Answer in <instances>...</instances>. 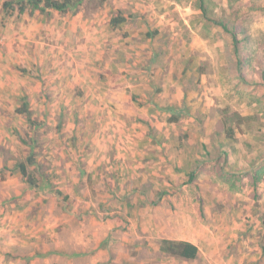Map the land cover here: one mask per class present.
Segmentation results:
<instances>
[{"label":"crops","instance_id":"0c3cea01","mask_svg":"<svg viewBox=\"0 0 264 264\" xmlns=\"http://www.w3.org/2000/svg\"><path fill=\"white\" fill-rule=\"evenodd\" d=\"M143 2L114 0L111 5V19L120 14L124 21L111 24V76L97 85L77 73L81 58H65L64 54L52 58L56 45L45 49L49 58H21L17 47L7 46L11 39L6 33L7 45L0 51V144L10 143L5 131L18 126L4 112L13 109L16 118L23 116L15 111L21 104L12 108L2 99L15 93L14 87L21 89L18 95H28L31 116L42 113L38 125L56 127L63 133L76 129L74 145L69 142L59 152L61 160L71 158L76 150L74 158L104 161L101 166H97L99 161L93 162L95 170L83 176V168H70L72 164L61 161V170L52 169L49 175L63 171L61 185L76 200H66L67 196L48 200L49 207L42 211L39 200L25 198L29 185L14 158L3 163L0 150V264H261L264 260L263 246L256 242L244 246L246 238L253 240L264 231V169L259 171L264 165V143L257 141L259 135L254 134L252 124L221 118L218 111L227 104L223 103L227 101L226 78L221 77L224 71L206 70L202 65L212 61V47L222 45L214 38L210 19L223 18L212 16V7L207 6L211 0H203L206 15L196 5L199 0H149L148 7ZM247 2L243 0L242 8H235V18L255 8L244 4ZM223 6H229V0ZM61 21L51 32L58 31L59 46L64 49L61 43L66 45L67 35L60 31L66 20ZM69 27L74 35L79 34L76 25ZM230 29L237 37L245 30L241 24ZM38 60L43 76L54 78L48 84L49 97L74 94L76 88L86 93L90 88L97 98L111 94L109 132L99 129L108 124L100 119L93 122L92 132H81L76 126L88 123L76 125L68 111L82 116L84 108L70 105L62 97L59 104L37 105L35 92L26 83L37 71ZM225 64L228 70L227 60ZM70 76L75 81L70 82ZM57 84H65L67 92L54 90ZM26 121L25 126H30L28 118ZM50 136L63 138L60 144L71 139ZM17 153L12 150V155ZM254 171L258 180L252 184L229 183L226 178ZM87 179L85 193H78ZM100 185L107 196L102 201L106 215L91 197L82 199L93 194L100 199ZM241 209L246 215L232 213ZM43 235L53 244L48 246L44 238L43 245ZM229 238V244H242H237L239 250L235 248L238 257L221 247L222 240L225 243ZM164 239L196 245L197 257L168 255L161 251ZM71 242L76 247H67Z\"/></svg>","mask_w":264,"mask_h":264},{"label":"rangeland","instance_id":"374dc122","mask_svg":"<svg viewBox=\"0 0 264 264\" xmlns=\"http://www.w3.org/2000/svg\"><path fill=\"white\" fill-rule=\"evenodd\" d=\"M177 1L182 3L187 0ZM224 1L225 0H211V5L209 4L207 6H209V8L212 7V16H215L216 14V16L218 15L223 18L231 28L233 24L234 28H236L237 24H241L245 29L238 35V39L241 41L238 44L240 48L239 57H237V54H235L233 50L232 34L226 32L220 25L212 23L214 27L213 34H215L214 38H217L222 45L220 46L219 44V47L213 46L211 49L213 53L212 61L207 62L206 64L203 63L202 65L206 70L209 68L214 69L215 72H219L222 68L224 71V73L221 74V77L224 79L226 78L225 95L227 101L225 100L223 103L227 104L223 107L222 111H218L221 118L225 120H228L229 118L237 122L243 121V124L246 126L252 124L256 130L254 131V134L259 135L257 141L263 144L264 0H248V2L244 4L252 5L255 8H253L248 15L244 17L236 16V18L234 16L235 8H242L243 0H229V6L227 7L223 6ZM4 2L5 0H0V51L5 45H7L5 39L7 33V38L11 39L7 46L17 47V49H19L17 52L19 53H15L21 58H49L50 53H46L45 49L51 45H56L57 49H52V58H62L63 54V57L65 58H81V70L77 73L79 76L83 77L84 80L87 76L89 79L91 78L92 83L97 85L99 82H102L103 79L105 83V79H107L108 76H111L110 20L111 5L114 3V0H80L79 4L74 5V8L68 9L66 12L54 9H48L41 12L39 9H33L32 5H29L28 9L23 14H19L16 8L13 10H6L4 8ZM214 2L217 4L216 8H219V14L215 12L216 8L213 4ZM139 3H141V1H139ZM148 3L149 0H144L143 2L147 7ZM196 5H198V2ZM153 6L155 7V4ZM130 7L133 6L130 5ZM221 12H223V14H220ZM61 20H66L60 31V33L64 32L67 35L66 45L64 42L61 43V45H64V49L59 46L61 35L58 31L51 32L52 28H55L54 25L61 24ZM70 24L76 25L77 30L79 31L78 35L73 34L74 32H72L69 27ZM16 35L19 37H15ZM60 50H63L61 54L59 52ZM238 58H242L241 71L239 69L240 65H238ZM226 60L228 62V70L226 69L227 65L225 64ZM41 63L38 60V63L35 64L37 65V71L32 74V79H29L26 83V86L30 87L31 91L33 90V92H35V101L37 102V105L42 106L47 102L59 104L61 100L60 98L62 97L64 102H68L73 106H82V108H84L83 113L81 111L83 114L82 116H79L80 114L75 110L72 112L68 111L70 119L76 125L80 123H88L87 125L76 126L81 129V132H92L91 129L94 124L93 122L98 121V119L108 123L104 127L100 126L99 129L101 131L109 132L108 129L111 125L108 121H111V117L109 118L108 116H111V94H108V96H100L99 94V97L97 98L98 94H91L90 88L87 89L88 93H86V90L83 91L81 88H76L74 94L67 93L64 96L56 94L55 96L51 95V97H49L48 84L53 81L54 78L53 75L52 78L50 75L48 77L43 76V72L40 69L42 67ZM49 68L52 67L48 65L47 70H49ZM240 72L243 78L240 77ZM72 76L69 77L70 80L72 79ZM79 76L76 75L75 79L79 78V80H81ZM72 81L75 80H71L70 82ZM65 84H67V82H65ZM65 84H63L62 87H59V84H57V87L52 88L54 90H65ZM13 90L16 92H9L10 94L2 97V99H4L3 102L8 103L10 107L13 108V104H22L25 97L26 99H29L27 94L18 95V92L21 89L19 90L13 87ZM26 90L27 89H25V91ZM66 92L67 91L65 90V93ZM45 97L46 100H44ZM49 98H51V100ZM87 106H92L93 108H88ZM11 110L13 112V109ZM12 112L5 111L4 114L11 119L13 124H17L19 127L17 126V128L15 127L9 131H5V136L10 143H1L0 150L4 153L2 162L5 164H8V162L14 158L15 164L18 165L19 162L25 161L26 156L34 155L36 163L30 165L28 170L36 178L37 185L30 186V184L27 183L29 187L25 190V198L36 200V202L39 200L41 205L44 206L42 211L49 207V203H47L48 200L53 201L55 199H64L66 198L65 196H67L66 200L75 201L76 195L67 191L66 186H63V184L61 185L60 180L61 176L64 175L63 171L49 175L50 171L52 169L61 170V161H66V165H68V163L69 165L72 164L70 168L74 166H78L79 169L83 168L85 170L81 171V176H83L88 172H91V170H95V165L92 164L93 162L95 163L96 161H99L97 166H101L99 164L100 162L103 163L104 160L78 159L77 157L76 159L74 158L76 150L71 152V158L61 160L59 158V152L63 151V147L68 145L69 142L71 145H74V139H72V137L77 134L75 128H70L63 133V131H59L58 128L48 125L41 124L40 126L31 124L29 126L28 124V126H25V124H27L26 117L23 115L19 116L21 119L16 118ZM41 115L42 113L38 112V115L34 114V117H32L35 121H39L42 118ZM53 134L56 136L68 135L71 136V139L63 140L60 144V139L63 138L55 139V137L51 139L50 135ZM80 136H82V134H80ZM21 139H23V141ZM17 141H21V143L19 144ZM52 144H54L55 147L51 149L48 146H52ZM18 145H21V147ZM12 150L16 153L18 151L19 153H17V155H12ZM244 174L243 177L229 174L226 178L229 183L242 181L246 183V185L248 182L252 184L254 180L256 181L255 171L253 173L246 172ZM24 180L26 181V179ZM81 184L78 193H85L84 189L88 186L89 180L87 179L85 182L82 181ZM154 185L151 183V188H153ZM70 186L72 185H68V187ZM101 186L102 185L98 188L103 194L100 199L97 194L84 195L82 196V199L87 200L91 197L97 203V208L100 211L105 212L102 208V201L107 200V196L103 192V188L101 189ZM28 189L30 190L29 194L27 192ZM32 190L34 192L33 195L31 193ZM250 194L253 195L254 193L250 192ZM39 209L40 208H36L35 210L38 211ZM232 213L235 214V216L241 214L246 215V212L243 209L239 212L233 211ZM103 214L106 215L108 212ZM261 230L259 232H261ZM44 238L47 239L46 243L48 246L53 244L51 243L49 236L43 235V245H46V243H44ZM229 240L230 238L226 239L225 243L224 240H222L221 247L228 253V255L238 257L237 253H235V248L237 247V244H242L238 242L236 244H229L227 243ZM252 242H254V244ZM255 242L260 246H264V231L261 232L260 237L257 234L253 240L251 239V236L250 238H246L244 246L250 247L252 244L255 246ZM67 247H76V244L71 242V245ZM240 248L241 247L238 246L236 249L239 250ZM261 262V264H264V260Z\"/></svg>","mask_w":264,"mask_h":264},{"label":"trees","instance_id":"16d2710c","mask_svg":"<svg viewBox=\"0 0 264 264\" xmlns=\"http://www.w3.org/2000/svg\"><path fill=\"white\" fill-rule=\"evenodd\" d=\"M79 2L80 0H5L4 8L6 10H13L16 8L19 14H23L28 9L29 5H32L33 9H39L41 12H44L48 9H54L57 11L66 12L68 9L74 8V5L79 4ZM198 4L199 7L203 10V14L206 15V8L204 6L203 0H199ZM123 21L124 18L122 17V15L119 14V16H113L112 19L110 20V23L113 26H116L121 24ZM210 21L215 25H220L225 31H228L229 33L232 34L233 50L234 53L237 54V57H239L240 48L238 44L241 41L238 39L237 34L230 29V26L227 23V21L219 18H211ZM238 61H239L238 65H240L239 69L241 71L242 58H238ZM240 77L243 78L241 72H240ZM15 111L16 113L25 115L26 118L29 119L31 124L34 123H36L34 125L39 124L31 116L28 98L26 99L25 97V99H23L21 106L17 107ZM229 133H233L232 130H229ZM21 140L23 141V139ZM34 163H36L34 155L33 156L28 155L26 156L25 161H21L18 163L20 172L22 173L23 177L26 179V182L29 183L31 186L37 185L36 178L28 170L30 165ZM263 169H264V165L260 167L259 171ZM255 179L258 180L257 173L255 174ZM262 222L264 224V220H262ZM262 249L264 251V246L262 247ZM161 251L166 252L168 255L171 256L186 258V259H194L198 255V247L196 245L181 240H168V239L162 240Z\"/></svg>","mask_w":264,"mask_h":264}]
</instances>
